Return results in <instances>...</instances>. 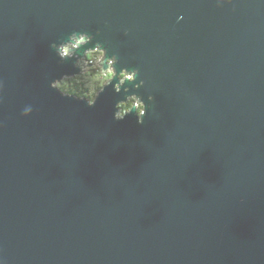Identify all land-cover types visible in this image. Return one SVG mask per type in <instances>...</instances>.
<instances>
[{
    "label": "water",
    "instance_id": "95a60500",
    "mask_svg": "<svg viewBox=\"0 0 264 264\" xmlns=\"http://www.w3.org/2000/svg\"><path fill=\"white\" fill-rule=\"evenodd\" d=\"M96 28L142 124L48 87L78 71L49 42ZM0 79L7 264H264V0H0Z\"/></svg>",
    "mask_w": 264,
    "mask_h": 264
},
{
    "label": "clouds",
    "instance_id": "9594fccd",
    "mask_svg": "<svg viewBox=\"0 0 264 264\" xmlns=\"http://www.w3.org/2000/svg\"><path fill=\"white\" fill-rule=\"evenodd\" d=\"M231 2L232 0H215L217 6ZM108 23V20L104 21L105 26ZM100 34V28L94 31L73 29L49 42L57 57L56 63L71 61L78 71L54 76L48 81V87L63 97L84 101L89 107L96 104L101 93L111 88L116 97L113 119L123 120L127 115L134 113L137 122L142 124L149 108L155 102V95L148 92L145 98L140 92L146 83L145 79L140 77V68L121 63L118 53L110 50L105 41L96 38ZM128 34L129 30L125 28L123 35ZM3 88L4 81L0 79V92ZM32 111V105H25L21 115L28 116ZM0 264H7L2 249Z\"/></svg>",
    "mask_w": 264,
    "mask_h": 264
}]
</instances>
